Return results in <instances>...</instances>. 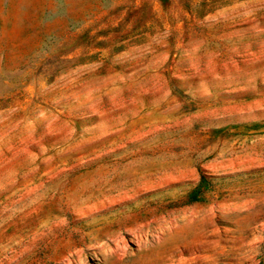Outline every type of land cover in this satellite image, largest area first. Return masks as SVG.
<instances>
[{
	"label": "rangeland",
	"instance_id": "374dc122",
	"mask_svg": "<svg viewBox=\"0 0 264 264\" xmlns=\"http://www.w3.org/2000/svg\"><path fill=\"white\" fill-rule=\"evenodd\" d=\"M0 264H264V0H0Z\"/></svg>",
	"mask_w": 264,
	"mask_h": 264
}]
</instances>
